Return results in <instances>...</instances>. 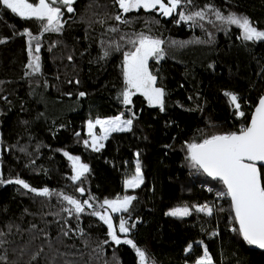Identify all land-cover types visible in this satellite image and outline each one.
Instances as JSON below:
<instances>
[{"label":"trees","instance_id":"16d2710c","mask_svg":"<svg viewBox=\"0 0 264 264\" xmlns=\"http://www.w3.org/2000/svg\"><path fill=\"white\" fill-rule=\"evenodd\" d=\"M205 5L225 16H246L264 30V0H193L182 7L187 14ZM72 7L63 12L60 32L44 33L40 22L0 5V175L53 193L43 197L15 183L0 184V264H139L130 245L115 244L107 226L89 215L93 209L85 206L77 218L64 211L72 206L57 193L94 198V208L104 199L134 195L129 212L108 213L117 235L133 240L152 264L194 263L201 243L215 264H264V249L232 230L238 224L230 198L215 199L203 188L224 191L222 183L186 158L187 143L247 125L264 89V41H244L241 29L221 24L211 12L193 24L177 23L180 9L171 16L158 8L122 13L115 0H75ZM25 29L40 36L35 74L27 67ZM139 33L165 41L164 58L149 61L165 90L163 111L138 94L132 104L122 102L123 52L131 48L127 39ZM225 92L238 96L243 117ZM132 113L131 131L112 132L99 151L84 144L86 121L118 114L128 119ZM65 152L88 165L78 181L70 179L73 162ZM137 163L144 182L126 189ZM261 173L264 182V168ZM203 204L214 206L213 215L193 209ZM175 206H189L191 215H166ZM120 217L130 227L126 237L118 229Z\"/></svg>","mask_w":264,"mask_h":264},{"label":"snow or ice","instance_id":"6c2138e0","mask_svg":"<svg viewBox=\"0 0 264 264\" xmlns=\"http://www.w3.org/2000/svg\"><path fill=\"white\" fill-rule=\"evenodd\" d=\"M193 0H115V3L122 10V13L143 8L145 10H156L163 16H171L178 12L179 22L196 23L197 19L204 20L208 13L211 12L215 16V20L223 25H235L242 30L241 38L244 41H264V30H260L253 25L246 16L229 13L224 15L214 6L205 5L204 8L192 11L186 14L183 5L192 4ZM74 0H0V5L10 10L13 14L26 20H36L40 22V26L44 33L60 32L63 28L62 17L64 15L61 7L63 5L67 12L74 11L72 7ZM117 21L121 20V15L114 17ZM212 22V21H209ZM203 27V25H200ZM112 32L118 31L116 28L110 29ZM21 35L27 36V45L29 53V63L27 67L31 69V73L35 74L40 71V36L33 35L27 29ZM124 37L121 36V40ZM35 41V44L33 42ZM3 42V41H0ZM131 45L130 50L123 52V80L125 87L121 92L122 102L125 105L132 103V97L139 93L147 100L150 106H158L161 111L164 110L165 90L157 87V77L152 73L149 67V60L155 59L157 62L164 58V49L162 45L165 43L162 39L154 38L144 33L136 34L135 38L129 37L126 41ZM175 43V42H173ZM122 45L117 44L115 50L120 51ZM109 51H104L107 57ZM71 59V58H69ZM83 92L80 96H84ZM224 95L229 98V102L235 107L239 116L243 117L245 113L240 111L239 98L236 94L225 92ZM131 111V109H129ZM135 113L128 119H122L118 115L111 119L97 118L94 121L89 120L87 123L88 135L91 137V147L94 151H99L104 145L98 144V141L106 140L112 132L131 131ZM99 126L101 135L97 136L94 129ZM79 135V133H77ZM84 144L89 145V141L85 140ZM187 159L193 168L202 170L208 177L218 180L222 183L224 191L217 193L219 198L228 197L231 201V211L234 213V221L238 224V228H233L249 245H256L264 249V182H262L261 168H264V95H262L251 115L250 122L242 126L238 132H230L226 134H213L203 138L201 142L187 143ZM64 155L73 162L74 175L70 177L73 181H78L89 170L88 165L80 163V158L65 152ZM258 162L260 167H258ZM143 175L139 163L136 164L135 173L124 181L126 188L136 189L143 184ZM17 184L22 186L39 196L49 197L53 195L48 188L38 190L30 187L23 179L5 180L0 175V184ZM211 190V189H210ZM81 195H84L85 189L79 187L76 189ZM62 196L63 201L72 207L64 209L70 214H75L77 218L85 212V206L93 209L89 215L98 217L108 229V236L111 240L119 245L121 243L130 245L139 258V264H152L147 253L139 248L133 240L129 238L121 239L117 235L116 227L113 223V217L108 213L129 212L132 202L136 199L134 195L117 196L115 199H104L98 208H94L90 199L83 201L74 198L71 195L57 193ZM197 212L205 213L208 216L213 215L214 206L207 204L195 206ZM223 211L224 209H219ZM166 215L174 217H185L191 215L189 207H177L170 210ZM131 227H135L132 224ZM119 232L125 234L130 232L128 221L123 217L119 219ZM83 230L81 229V232ZM67 235V232L64 233ZM4 233L0 232V236ZM107 243V241H105ZM4 244L0 240V247ZM192 245H189L191 249ZM5 257H0V260ZM195 264H214L213 258L208 252L207 247L203 249V254L195 261Z\"/></svg>","mask_w":264,"mask_h":264},{"label":"rangeland","instance_id":"374dc122","mask_svg":"<svg viewBox=\"0 0 264 264\" xmlns=\"http://www.w3.org/2000/svg\"><path fill=\"white\" fill-rule=\"evenodd\" d=\"M30 2H34V0H30ZM165 3H167V1L165 2ZM60 7H61V9H62V11L64 12V11H67L66 10V8L63 6V5H59ZM150 60H155V59H150ZM149 60V61H150ZM160 61V60H159ZM122 62H123V59H122ZM151 70V69H150ZM153 73V72H152ZM154 74V73H153ZM122 75H123V70H122ZM155 75V74H154ZM156 86L157 87H160L157 83H156ZM124 87H125V84H124ZM138 95H140L139 93H137ZM142 96V95H141ZM143 97V96H142ZM144 99H145V97H143ZM132 99H133V97H132ZM146 100V99H145ZM146 102H147V100H146ZM148 103V102H147ZM132 104V103H131ZM118 115H121L122 116V119H127V118H125L122 114H118ZM118 115H114V116H107V117H101L100 119H111V118H114V117H116V116H118ZM95 119H97V118H95ZM95 119H91V120H95ZM89 121V120H88ZM88 121H86V125H85V132L87 133V140L89 141V147L90 148H92L90 145H91V137L88 135V128H87V123H88ZM94 132L96 133V135L97 136H99V135H101V132H100V128H99V126H97L95 129H94ZM103 141L104 140H102V141H98V144L99 143H103ZM80 163H84L85 164V162H83L81 159H80ZM71 165H72V163H71ZM124 187L126 188V186H125V184H124ZM126 189H128V188H126ZM120 197H123L124 195H119ZM116 198V197H115ZM114 198V199H115ZM203 205H205V204H203ZM196 206H200V205H196ZM177 207H184V206H175V207H173V208H171L170 210H172V209H174V208H177ZM187 207H189V206H187ZM189 209H190V211L192 210L190 207H189ZM193 209H195V206L193 207ZM110 210V209H109ZM170 210H168V212L170 211ZM110 212H111V210H110ZM201 245H202V248L204 249L205 248V246H204V244H202L201 243ZM187 250H189V247L187 248ZM202 254H203V252H202ZM199 258V257H198ZM197 258V259H198ZM196 259V260H197ZM195 260V261H196ZM191 264H195V262L194 263H191ZM215 264V263H214Z\"/></svg>","mask_w":264,"mask_h":264},{"label":"built area","instance_id":"2783aa9c","mask_svg":"<svg viewBox=\"0 0 264 264\" xmlns=\"http://www.w3.org/2000/svg\"><path fill=\"white\" fill-rule=\"evenodd\" d=\"M246 103H247V102H246ZM247 104H248V103H247ZM240 128H241V127H240ZM203 188H204L205 191L213 193L215 199H219V197L217 196V193H218V192L213 191V189L210 188V187H208V186H204ZM210 189H211V190H210Z\"/></svg>","mask_w":264,"mask_h":264},{"label":"water","instance_id":"95a60500","mask_svg":"<svg viewBox=\"0 0 264 264\" xmlns=\"http://www.w3.org/2000/svg\"><path fill=\"white\" fill-rule=\"evenodd\" d=\"M75 1V0H74ZM262 95H264V89H263V91H262V94L260 95V97L262 96ZM259 97V98H260ZM259 98L257 99V101H256V104L253 106V108H252V111H251V114H250V118H249V121H248V123L250 122V120H251V115H252V113L254 112V110H255V107H256V105H257V103H258V100H259ZM247 123V124H248ZM258 167H260V164H259V162H258ZM231 202V201H230ZM234 214V213H233Z\"/></svg>","mask_w":264,"mask_h":264}]
</instances>
